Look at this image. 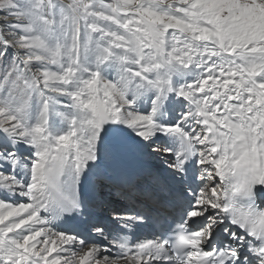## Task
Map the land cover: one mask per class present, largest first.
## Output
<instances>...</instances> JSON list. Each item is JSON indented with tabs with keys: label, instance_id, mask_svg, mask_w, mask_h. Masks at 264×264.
<instances>
[{
	"label": "snow or ice",
	"instance_id": "obj_1",
	"mask_svg": "<svg viewBox=\"0 0 264 264\" xmlns=\"http://www.w3.org/2000/svg\"><path fill=\"white\" fill-rule=\"evenodd\" d=\"M0 264H264V0H0Z\"/></svg>",
	"mask_w": 264,
	"mask_h": 264
}]
</instances>
